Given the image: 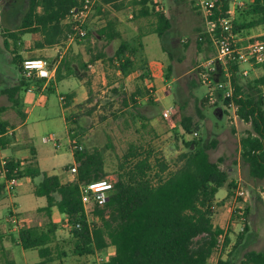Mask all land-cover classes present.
I'll use <instances>...</instances> for the list:
<instances>
[{"label": "trees", "instance_id": "1", "mask_svg": "<svg viewBox=\"0 0 264 264\" xmlns=\"http://www.w3.org/2000/svg\"><path fill=\"white\" fill-rule=\"evenodd\" d=\"M109 0H103L108 2ZM139 0H134L138 2ZM142 8L138 14L142 16L154 15L156 22L150 33H157L161 38L167 34L172 26L171 18L165 9H160L154 0H140ZM217 1L215 12L222 8L226 11L229 7L228 0ZM80 0H28V8L16 30L8 34L17 42L20 35L26 33H41L42 38L35 43L36 48L52 47L68 41L73 32L68 15L72 7L78 5ZM97 3V2H96ZM96 5V4H95ZM94 5V6H95ZM98 6V3H97ZM239 10V9H238ZM238 14V13H237ZM242 14V15H241ZM264 24V0H253L247 10L236 15L233 20V31L239 34L249 29ZM99 35L108 41L120 39V44L115 53L108 57L109 64L123 76L130 75L137 67V58H143L145 67L142 78L149 73L147 57L144 55V33L138 35L137 41H131L122 36L114 21L109 20L99 30ZM198 40L215 44L211 36L204 30L199 32ZM200 42V41H199ZM202 44V42H200ZM9 46V40H5ZM216 50V48H215ZM106 54L101 51L94 59H104ZM24 57H15L18 64V83L6 87L3 92L8 95L22 118L26 114L21 110L19 92L28 90L34 85L35 91L40 92L47 87L53 92V80L43 89L44 78L26 76L23 73L22 61ZM263 73L242 81L240 63L237 59L226 58L225 63L219 62L211 79H224V67L232 72L233 93L231 97L222 98L219 93L217 101H222L225 106L234 104L237 116L250 124L240 138V159L243 169L255 181H264V61L258 64ZM203 69H201V72ZM200 72V75H201ZM61 68L57 67L56 78H62ZM201 78V77H200ZM202 81V78H201ZM203 82V81H202ZM152 91V89H151ZM142 94L136 91L133 96ZM76 92H69L66 106L73 102ZM134 101L135 98L133 97ZM209 101L208 96L203 102ZM216 101V102H217ZM215 102V103H216ZM181 105L173 112L172 119L179 124L185 133L198 129L199 125L193 123V117L183 113ZM217 111L225 109L217 107ZM199 113L202 116L200 109ZM68 120V118H66ZM195 124V126L193 125ZM194 126V127H193ZM10 123L0 117V152L5 149L12 137L6 134ZM79 132L83 131L78 128ZM80 134V133H79ZM68 137L71 139V150L77 166L74 181L62 182L57 174H48L43 171L35 158L27 161L14 158L5 159L0 172V195L7 179L30 177L39 178L35 184L36 196H43L46 205L38 209L48 218L44 225H24L16 234V241L24 249H36L40 260L31 264H53L56 260L66 256L67 252L57 243V230L60 226L67 228L71 234L75 255L92 254L103 251L109 245L115 246V253L104 264H206L213 252L217 237L225 230L213 223V205L216 193L222 186L228 185L229 195L232 197L237 187L235 180L229 181V173L220 164L223 157L215 162L210 158L209 150L217 146L218 140L209 142L201 138L183 139L185 151L178 157L175 168L163 156L156 155L152 148H142L141 145L131 143L128 151L120 160L117 179L114 181L113 191L103 208L95 211L97 220L88 222L83 212L80 198L79 184L105 178L108 172L104 165V156L99 149L89 151L84 149L79 141L78 134L70 128ZM141 148V150H140ZM35 149L31 151L35 154ZM73 166L71 163L65 169ZM65 214V219L58 225L52 219L53 208ZM237 207L233 214L238 220ZM13 210L11 209L9 214ZM250 208L244 207L245 231L249 230L248 215ZM16 214L19 216L20 213ZM80 224L79 226H77ZM243 231L237 240L235 249L245 238ZM230 236L226 235V243ZM2 264H16L9 253H5ZM218 264H234L228 256L219 260ZM241 264H264V249H248L243 253Z\"/></svg>", "mask_w": 264, "mask_h": 264}, {"label": "rangeland", "instance_id": "2", "mask_svg": "<svg viewBox=\"0 0 264 264\" xmlns=\"http://www.w3.org/2000/svg\"><path fill=\"white\" fill-rule=\"evenodd\" d=\"M160 1L172 22L164 38L157 33H150L156 22L153 14L148 16L137 14L133 18H128L130 13L136 12L134 7L125 10L124 24L116 25L122 36L131 41H137L138 35L144 33L142 41L149 74L142 78L145 70V67L141 68L144 57L137 58V68L128 76H123L109 64L108 57L115 53L120 39L108 41L99 35L102 26L113 17L111 11L101 10L104 4L98 3L97 6L96 3L89 15L86 37L71 41L63 40L48 47L43 54L42 50L35 47L36 41L42 38L41 33L20 35L17 42L8 34L20 25L28 8V0H0V117L10 123V128L23 120L16 105L3 92L6 87L18 83L20 76L15 57L41 56L48 59L51 65L57 64L63 77L69 76V81L63 79L61 84H58V92H53L48 87L40 91L45 96L37 91L22 89L19 92L20 108L28 117L26 124L12 132L11 137L13 141L17 140L22 144L25 142V134L30 136V146L35 149L39 166L45 172L53 170L55 174L61 175L63 168L68 165L66 163L72 160L71 139L68 137L70 128L78 134L76 140L84 149L89 151L99 149L102 152L105 169L108 172L105 178L113 182L117 179L120 160L131 143L141 145L145 149L152 148L156 155L163 156L170 166L175 168L179 163V155L186 150L183 139L201 138L208 142L217 139V146L209 150L210 158L215 162H220L218 161L220 157L224 158L220 162L221 166L224 165L223 168L227 170L229 168L231 178L239 179L237 184L240 183L247 193L244 207L250 208L249 230H241L240 224L231 229L228 255L234 264H241V258L246 250L264 249V181L253 180L247 169L240 173L238 162L240 136L245 131L243 122L227 108L226 112H215L218 106L224 108L222 101L203 102L208 87L201 81L200 72L203 67L200 65L213 56L216 50L213 44L198 40L199 32L205 29L204 16L199 4L201 0ZM243 1V5L237 9V16L247 10L251 3L250 0ZM260 27L262 28L255 33H264V24ZM244 31L239 33V36L244 38L239 41L240 45L247 44L248 40L254 41L264 37H247L254 33ZM6 39L9 40L8 47L5 45ZM163 47L165 53L162 51ZM101 51L106 57L94 59ZM157 57L162 59L150 61V58ZM244 66L249 70L248 75L242 74L241 80L245 83L248 79L257 77L258 69L257 65L249 68L245 63ZM55 81L53 80L54 85ZM139 90L142 94L133 96ZM71 91H75L76 96L72 104L66 106V98L61 100L60 97ZM179 105L184 107V114L193 117V123L199 125L198 129L194 128L192 132L185 133L179 124H174L172 118L163 115L164 110L173 111ZM64 116L68 118L67 123ZM78 128L83 131L79 132ZM51 134L58 138L57 145L43 140L44 136ZM76 165L78 166V163ZM224 191L225 188H221L219 194L222 195ZM16 202L25 212L28 208L45 204V198L32 194L21 195L16 197ZM231 210V205L222 207L215 218L216 223L226 228ZM47 219L46 216L37 214L31 216L30 222L45 223ZM8 222L11 224L9 220ZM243 231L245 238L240 248L235 249L239 235ZM61 236L70 237L65 242V251L71 255L73 242L69 230L64 229ZM29 253H35L39 259L36 250H30ZM15 258L18 264H23L20 248L15 252Z\"/></svg>", "mask_w": 264, "mask_h": 264}, {"label": "built area", "instance_id": "3", "mask_svg": "<svg viewBox=\"0 0 264 264\" xmlns=\"http://www.w3.org/2000/svg\"><path fill=\"white\" fill-rule=\"evenodd\" d=\"M159 4L160 9H165L160 0H154ZM218 0H201L200 7L202 8L205 31L211 36L215 44V54L207 58L200 66L203 67L201 72V78L203 83L208 87L207 96L209 101L215 103L221 93L222 98L231 97L233 93L232 83V72L226 66L224 67V79L214 80L210 76L216 71L217 64L219 62L225 63L226 58L230 60L237 59L240 63V71L243 75H248L249 70L244 68L243 63L250 64L251 66L261 63L264 61V39H256L254 41L248 40L247 44L240 45L239 41L244 38L233 31V20L236 17L237 9L243 5L242 0H228L229 7L226 11H222L219 8V12H215L216 3ZM97 0H80V3L71 8L68 15V21L71 22L73 32L70 34L69 40L76 38H84L87 36V20L91 12L93 11L94 5ZM223 4L220 0L219 7ZM23 73L26 76H33L36 78H44L45 84L43 89L50 83L55 77V69L50 65V62L43 57H24L22 61ZM35 86L31 85L28 90L35 91ZM65 97H60L63 100ZM64 102V101H62ZM234 109V116L236 114V106L230 105ZM172 110L166 109L163 115L167 118L172 117ZM197 134V132H195ZM3 135L0 131V137ZM45 142H54V145L58 144V138L51 134L44 136ZM5 160L1 162L3 166ZM70 180L74 181L77 173V165L74 164L69 168ZM4 177V171L0 172V178ZM17 178L7 179L4 184V188L9 194H12L15 187L18 185ZM114 188V182L109 178H102L89 182H81L79 184L80 198L83 204V212L88 220L92 222L98 219L95 214L97 208H103L108 201ZM235 198L239 199L242 204L237 207L238 220L237 224L241 225V230L245 228V215H244V201L246 200L247 193L240 186L237 185L234 193ZM239 201V202H240ZM8 220L12 226L19 230L25 225V223L18 217L16 211L13 210L8 216ZM78 224L77 226H79ZM227 231L222 232L216 240V244L213 252L210 254L206 264H218L219 260L228 258V252L230 250L229 243H226ZM99 264H104L106 261L105 257L99 256Z\"/></svg>", "mask_w": 264, "mask_h": 264}, {"label": "crops", "instance_id": "4", "mask_svg": "<svg viewBox=\"0 0 264 264\" xmlns=\"http://www.w3.org/2000/svg\"><path fill=\"white\" fill-rule=\"evenodd\" d=\"M134 0H109L108 2H103V0H97V3L99 4H104V6H102L101 10L106 11L109 10L113 13V17L109 20H112L115 22L116 25H122L124 24V14H125V10L130 8V7H134V9L136 10L135 13H130L128 15V18H133L135 17V15H137L140 12V9L142 8V4L140 2V0L138 2H134L132 3ZM243 1V0H242ZM253 0H250V2H252ZM151 2H153V0H151ZM244 2V1H243ZM243 8V7H242ZM145 16V15H144ZM99 17V15H98ZM107 20V22L109 21ZM107 24V23H106ZM105 24V25H106ZM262 25V24H261ZM261 25L249 28V29H245L246 32H252L254 33L253 35H249L247 37L250 36H264V33H255L256 30H260L262 27H260ZM104 26V25H103ZM119 29V28H118ZM244 31V30H243ZM201 32V31H200ZM245 32V31H244ZM262 39H264V37H261ZM48 47L46 48H37L39 50H42L41 53L45 54L46 50ZM162 51L165 53V48H162ZM167 53V52H166ZM31 57H41V56H31ZM44 58V57H43ZM159 59H162L161 57H157V58H150V61L153 60V62L158 61ZM48 60V59H47ZM100 60V59H98ZM49 61V60H48ZM50 62V61H49ZM151 62V65L152 63ZM245 63H243V67ZM247 64V63H246ZM51 65V62H50ZM53 65V64H52ZM51 65V67L53 69H55V77H54V81H55V85L56 89L55 91L58 92V84L62 82L63 79H67V82L69 81L68 77L69 76H62V78L60 80H58L56 78V71H57V64H54L53 66ZM249 68L252 67L250 64ZM248 69V68H247ZM257 77L260 76L263 73V70L260 67H257ZM253 79V78H252ZM250 80V79H249ZM54 83V82H53ZM73 92V91H71ZM40 95L45 96L43 93L38 92ZM75 98V97H74ZM220 107V106H218ZM228 106H224L223 109H228L232 112H234V109L232 107ZM175 109L172 111L174 112ZM217 110L215 109V112ZM222 111L223 110H219ZM226 112V110H225ZM217 115V114H216ZM27 114L25 116V118L23 120H21V122H19L16 126H13V128H9V130L7 131L6 134H9L10 136L13 134L12 132L16 131L18 128H20L21 126H24L26 124V120H27ZM218 117V116H217ZM172 118V117H171ZM170 118V119H171ZM237 118L243 122V124L245 125L244 129L245 131L247 129H250V124L244 122L243 120H241L238 116ZM64 120L67 123V120L64 116ZM173 121V119H172ZM174 122V121H173ZM174 124H176V122H174ZM245 131L242 132V135L245 133ZM25 139H24V143L21 144V142L19 143L17 140L13 141L11 140L9 142V144L7 145V147L5 149H2L0 152V161H4L7 158H14V159H18V160H23V161H27V160H31L33 158L36 159V161L39 164L38 161V157L36 155V151L35 154H33V152L31 151V149L33 147L30 146L31 144V138L29 135L25 134ZM242 135L240 136V138L242 137ZM23 141V140H22ZM69 145V144H68ZM71 150V149H70ZM241 151V148H240ZM71 156H72V160L66 164L71 163L72 165L77 164L75 157H74V153L71 150ZM65 165V164H64ZM63 165V166H64ZM238 165L240 166V173L242 174L243 168L241 165V159L238 162ZM224 167V165L222 166ZM42 169V168H41ZM43 170V169H42ZM44 171V170H43ZM69 168L68 169H64L62 171V174L59 175L61 178L62 182H66L70 180V174H69ZM48 174H55L52 171L47 172ZM228 173H230L229 168H228ZM58 175V174H57ZM39 180V178H36L35 180L30 178V177H24L18 180V185L15 187L14 191L12 194H9L5 188H3L2 190V195H0V264H2L3 259H4V255L5 253H9V256L11 257V259H14L15 263L18 264L16 258H15V252L20 248L21 249V255L23 257V264H31L34 262H37L40 260L38 251L36 249H24L15 239L16 234L18 232L17 229H15L12 224H10L8 222V214L10 212V210H14L17 213H20L19 216L22 219V221L28 225V226H33V225H44L45 223H31L30 219L31 216L34 215H42L43 217H45L43 212H39L38 209L44 205H46V199H45V204H42L41 206H37V207H33V208H28L25 212H23L19 206H18V202H16V197L21 196V195H35L34 193V189H35V184L36 182ZM235 180L236 182H239V179H233L231 178V175L229 174V181ZM240 184V183H238ZM237 184V185H238ZM221 188H225V191L223 192L222 195L219 194V190ZM221 188H219L218 192L216 193V197H215V201H214V205H213V209H214V213H213V223L216 226H219L221 228H223L224 230L227 231V234L229 236L232 235V228L237 224V219H235L234 217V210L237 208V206L239 205V201L240 198L237 199L235 198V196L233 195L232 197H228L229 195V188L228 185L222 186ZM37 197H43V196H37ZM45 198V197H44ZM228 205H231V212L229 215V219H228V224L227 227L225 228L222 224L216 223L215 218L219 215L221 208L223 207H227ZM65 214L61 213L57 207L53 208V212H52V219L53 221H55L58 225H61L62 221L65 219ZM64 229H67L63 226H60L57 230V243L58 245L61 247V249L65 250V242L67 241V239H69L68 237L64 236L62 237V231L64 232ZM69 236V235H68ZM72 240V238H71ZM30 250H36L39 259H37L35 253H29ZM115 246L114 245H109L106 249H104L103 251H96L92 254H85V255H75L72 252L71 255L69 253L66 254V256H63L61 259L56 260L53 264H99L98 258L99 256L105 257L106 261L110 259V257L112 255H114L115 253ZM70 255V256H69Z\"/></svg>", "mask_w": 264, "mask_h": 264}]
</instances>
